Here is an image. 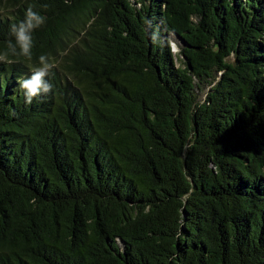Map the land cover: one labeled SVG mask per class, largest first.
Returning <instances> with one entry per match:
<instances>
[{"label": "trees", "instance_id": "1", "mask_svg": "<svg viewBox=\"0 0 264 264\" xmlns=\"http://www.w3.org/2000/svg\"><path fill=\"white\" fill-rule=\"evenodd\" d=\"M29 4L32 58L0 62V264H264V0H0V51Z\"/></svg>", "mask_w": 264, "mask_h": 264}, {"label": "clouds", "instance_id": "2", "mask_svg": "<svg viewBox=\"0 0 264 264\" xmlns=\"http://www.w3.org/2000/svg\"><path fill=\"white\" fill-rule=\"evenodd\" d=\"M46 16L34 10V5L29 4L24 12V18L9 26L10 35L6 43V48L0 51V62H10V57L32 58L34 46L33 33L46 23ZM152 40L159 41V29L154 31ZM171 48H176V44L169 42ZM54 65L45 55L39 57V64L31 71L27 78L18 81L19 87L24 92L25 102L31 104L33 98L46 95L52 91V85L46 77L52 71Z\"/></svg>", "mask_w": 264, "mask_h": 264}]
</instances>
